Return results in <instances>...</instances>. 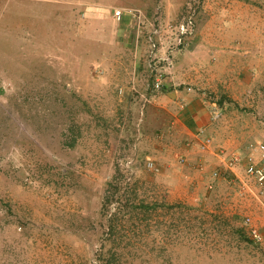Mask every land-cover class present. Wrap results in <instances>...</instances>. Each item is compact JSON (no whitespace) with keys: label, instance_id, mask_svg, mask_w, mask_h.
<instances>
[{"label":"rangeland","instance_id":"374dc122","mask_svg":"<svg viewBox=\"0 0 264 264\" xmlns=\"http://www.w3.org/2000/svg\"><path fill=\"white\" fill-rule=\"evenodd\" d=\"M259 142L264 0H0V264H264Z\"/></svg>","mask_w":264,"mask_h":264},{"label":"built area","instance_id":"2783aa9c","mask_svg":"<svg viewBox=\"0 0 264 264\" xmlns=\"http://www.w3.org/2000/svg\"><path fill=\"white\" fill-rule=\"evenodd\" d=\"M115 17L117 20L121 17V11L117 10L115 12ZM184 22L180 23L179 32L183 36L185 35L190 36L192 34V30L194 28V21L192 16H188L187 18L183 19ZM157 35V33H156ZM180 35V36H181ZM149 46H150V53L149 58L151 61L157 58L156 51L157 49V43H155L152 39V37L148 40ZM150 66V65H149ZM155 88H160V83L156 81ZM218 111H214L212 113V119L215 120L219 117ZM209 140H206L204 144H202V147H205L208 144ZM206 144V145H205ZM246 157L247 163L244 166L245 175L248 179L252 180L256 186H258V191L264 198V142H259L255 145L253 149V154H249ZM229 164L231 166H237L240 162V157L236 154H230L229 155ZM247 185L243 184V189H247ZM244 225L247 227V234L248 237L251 239V241L256 244L260 245L263 243V237L260 234L257 227L251 224L250 219L247 217L245 219Z\"/></svg>","mask_w":264,"mask_h":264}]
</instances>
